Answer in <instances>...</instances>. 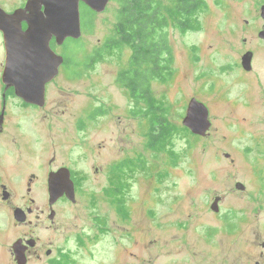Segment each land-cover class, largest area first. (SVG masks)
Returning a JSON list of instances; mask_svg holds the SVG:
<instances>
[{
	"label": "flooded vegetation",
	"instance_id": "1",
	"mask_svg": "<svg viewBox=\"0 0 264 264\" xmlns=\"http://www.w3.org/2000/svg\"><path fill=\"white\" fill-rule=\"evenodd\" d=\"M28 1L14 9L0 6V11L13 14L25 10ZM44 11L43 6L41 12ZM243 26L244 49L246 53H253L251 70L244 68V55L232 63L204 69L199 81L205 83V88L199 87L190 96L186 95L183 104L189 105L195 99L209 110L207 101L212 99L214 102L224 100L230 107L253 106L255 88L249 78L262 79L256 64L258 52L264 51V39L260 38L264 23L246 21ZM21 27L27 31L29 24L23 21ZM187 28L186 24V31ZM0 36L5 58L0 63V264H223L215 254L226 252L230 242L233 246H243L244 230L225 229L229 221L244 219L236 209L233 218H230L233 208L224 212L226 196L205 191L211 189L209 187L194 188V185L212 183L191 182L178 188L163 183H144L133 200H119L115 154L107 160L105 152L110 149L76 152L70 151L68 146L69 109L62 101V87L56 84L61 78L66 79L70 71L69 57L65 55L69 39L59 45L57 39L52 38L51 49L64 61L57 76L45 86L43 104H33L20 96L15 86H8L3 80L6 49L2 31ZM188 57L193 60V55ZM75 71L79 74L77 77L83 75L82 71ZM230 72H236L237 76L234 83L225 85ZM241 83L244 86L233 96L231 90ZM53 85L59 89L55 92L57 97L52 96ZM37 95L38 92L33 98ZM260 99L264 104V92ZM238 116L244 122L250 119L241 112ZM78 122L79 126H89L96 124L97 119ZM195 136L199 141L207 137ZM90 153L95 162L85 169L82 165L92 161ZM191 158L193 154L189 156L190 161ZM225 158L231 159V155L225 154ZM231 163L236 164L238 160H231ZM261 166L262 162H257V167ZM261 170L262 167L255 176L260 173L263 177ZM89 181L98 183L100 192L84 202L80 199L81 190ZM262 182L258 181L261 186ZM238 184L244 189H239ZM235 188L241 192L249 190L241 182H237ZM55 189L63 194L56 196ZM173 189L182 192L172 199L167 196ZM199 196H207L209 200L208 206L202 204L201 214L193 212L200 202ZM216 200L218 205L213 208ZM105 201L109 202L112 213H93L82 221L87 208L95 211L93 203L98 205ZM204 212L217 218V226L204 219ZM107 242L108 249L102 250V243ZM102 257L108 260L101 261ZM255 264L261 263L256 261Z\"/></svg>",
	"mask_w": 264,
	"mask_h": 264
},
{
	"label": "rangeland",
	"instance_id": "2",
	"mask_svg": "<svg viewBox=\"0 0 264 264\" xmlns=\"http://www.w3.org/2000/svg\"><path fill=\"white\" fill-rule=\"evenodd\" d=\"M24 1L0 0V6L14 9ZM263 5L264 0H205L204 7L195 14L185 33L179 27L171 26L168 31L170 75L162 82L153 83L152 103L148 106L132 100L126 88L118 82L119 75L129 68L131 51L125 47L112 52L107 50L108 42L115 37L118 10V5L110 2L105 12L95 13L93 25L89 29H85L82 20L83 35L78 40L81 47L76 48L69 41L65 50V55L76 59L79 65H83L86 58L94 55L97 50L103 49V57L97 59L89 69L79 67L77 70L83 72L81 77H77L79 74L70 69L66 79L61 78L56 84L62 87V101L69 109L66 131L70 151L110 149L105 155L108 156L107 160L112 159L113 154L117 158L116 180L121 194L119 200H133L144 183H163L167 187L178 188L191 182H208L213 185H194V188L200 190L209 187L211 189L205 191L226 196L224 212L233 208L230 213V218H233V211L236 209L237 214L244 218L242 221H245L231 220L225 226L229 231L244 230V242L243 246H233L230 242L226 252L215 254L223 264H255L256 261L264 264V104L260 99L264 92V51L258 52L256 64V70L262 79L257 81L254 76L249 78L255 88L253 106L230 107L224 100H208L213 128L205 140L199 141L198 137L183 126L189 106L183 102L184 97L190 96L195 89L205 88V83L199 81L201 71L232 63L237 57L245 55L243 38L246 34H243V22L262 25ZM80 11L82 19L88 9L81 4ZM3 53L0 36V63L5 61ZM189 54L193 55V60L188 57ZM216 71L217 69L215 73ZM235 75L236 72H230L225 85L234 83ZM241 86L244 83L236 85L231 94L237 95ZM57 90L59 89L53 85L52 96H58L55 93ZM162 112L167 117L172 132L164 146H152L147 136L150 123L155 115ZM240 112L247 114L250 119L241 121L238 116ZM34 117L36 116H32ZM89 118L97 119L96 124L78 125L79 120L88 123ZM83 128L86 129L82 131ZM191 150H195V153ZM192 154L190 161L189 156ZM225 154H230L231 159L227 160ZM90 156L92 159L91 153ZM231 160H238V163L233 164ZM94 162L92 159L82 167L89 169ZM257 162H262L263 177L260 173L255 176L261 168L257 167ZM258 181H263L262 186ZM237 182H241L249 190L237 191ZM99 192L98 183L89 181L81 190L80 199L88 202L93 194ZM181 192L173 189L167 197L176 198ZM198 198L200 202L193 212L201 214L202 209L204 210L202 204L208 206L209 200L207 196ZM93 207L97 210L87 208L82 221L93 213L104 215L113 212L108 201L98 205L93 203ZM118 212L126 213L122 210ZM204 213V219L217 226V218L210 212L209 215ZM107 246L109 242L102 243V250H107ZM260 253L263 254L262 257ZM106 260L108 259L101 258V261Z\"/></svg>",
	"mask_w": 264,
	"mask_h": 264
},
{
	"label": "water",
	"instance_id": "3",
	"mask_svg": "<svg viewBox=\"0 0 264 264\" xmlns=\"http://www.w3.org/2000/svg\"><path fill=\"white\" fill-rule=\"evenodd\" d=\"M111 0H29L25 10L13 14L0 11V31L4 34L6 66L3 76L8 86H15L17 93L33 104H43L42 98L47 83L53 80L64 59L58 56L50 46L53 37L59 45L67 39L79 40L83 35L81 4H85L95 13H103ZM45 11L41 12V8ZM30 13V14H28ZM28 15L29 17H26ZM264 20V5L261 8ZM29 24L23 31L21 23ZM264 39V32L260 34ZM253 53L243 56V65L251 70ZM38 95L33 98V95ZM183 126L193 135H209L212 122L208 108L193 99L188 106ZM239 189H244L238 184ZM71 192L74 194V190ZM56 196L63 194L55 189ZM218 205V200L213 208Z\"/></svg>",
	"mask_w": 264,
	"mask_h": 264
},
{
	"label": "trees",
	"instance_id": "4",
	"mask_svg": "<svg viewBox=\"0 0 264 264\" xmlns=\"http://www.w3.org/2000/svg\"><path fill=\"white\" fill-rule=\"evenodd\" d=\"M166 1L111 0L118 5V10L115 37L108 42L107 50L112 52L125 47L131 51L129 68L119 75L118 82L126 88L132 100L148 106L152 103L153 83L162 82L170 75L169 28L179 27L186 31L187 24L188 30L195 14L205 5V0ZM87 9V14L82 17L85 29L92 27V18L95 16V12L88 7ZM69 41L75 44L76 48L81 47L80 41L74 39ZM102 55L103 49L97 50L94 55L86 58L83 65L77 64L76 59L69 58V68L89 69L97 62V59L103 57ZM152 109L150 110L153 111ZM163 113L155 115L150 123L147 136L152 146H164L170 138L169 133L172 132V127L167 117L162 115Z\"/></svg>",
	"mask_w": 264,
	"mask_h": 264
}]
</instances>
